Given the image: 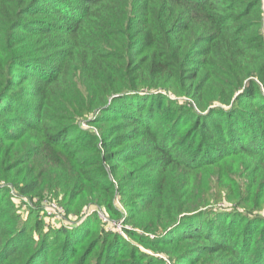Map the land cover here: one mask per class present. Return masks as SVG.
<instances>
[{
	"label": "trees",
	"instance_id": "obj_1",
	"mask_svg": "<svg viewBox=\"0 0 264 264\" xmlns=\"http://www.w3.org/2000/svg\"><path fill=\"white\" fill-rule=\"evenodd\" d=\"M232 161L242 192L192 207L209 186L185 174ZM128 184L125 236L95 212L29 225L42 187L68 219L95 198L119 218ZM263 198L264 0H0V264H264Z\"/></svg>",
	"mask_w": 264,
	"mask_h": 264
},
{
	"label": "rangeland",
	"instance_id": "obj_2",
	"mask_svg": "<svg viewBox=\"0 0 264 264\" xmlns=\"http://www.w3.org/2000/svg\"><path fill=\"white\" fill-rule=\"evenodd\" d=\"M176 97V96H175ZM85 118H88V114L85 115ZM84 118V120H85ZM86 121L83 122L82 126L86 127ZM231 166H227L225 163H221L219 164L217 167H214L212 169H206L197 173H192V174H185V177L187 178V180H189V178L191 177V181L193 183L196 184H201V185H208L209 188L203 186V187H199L198 186V190L195 192L196 195L199 194V197H201L202 200L200 203H197L196 205L192 206V207H197L199 205L202 204V202H214V206L215 207H224L227 208V204L229 203L228 200L232 199L234 196H236V194L239 192L241 193L242 191L238 190V185L240 183V181L242 182H246V178H244V176H246L245 174L241 173L240 174V168L241 166H237L236 161H232V163L230 164ZM238 167V168H237ZM238 169V170H237ZM241 182V183H242ZM42 189H44L42 192H44L43 196L40 197L39 199L35 200L36 201H40V204L44 206L43 209V216L44 219L41 218H35L36 216L34 215H30L31 218V222L29 223L30 226H33L35 224V221L39 224L43 221V224H46L45 222H49L50 224H52V221L57 220L56 224L59 223H63L65 222V225L67 226H71L73 223H79L78 221L82 220V217L84 216V209L87 206H96L99 208V210H101L102 213H104L108 220L107 221H103L101 220V224L94 219V221L91 222L90 226L92 228H95V234H98L101 232L102 229H109L111 230H115L117 233L120 234V232L118 230H116L115 228L111 227V222L115 221V222H121L122 225L125 224V226L127 228H129V230L132 229V227L129 225V223H126L124 221V214L125 212H128V199H132L134 201H139L138 198V194L134 193L136 190H132V186H130L129 184L125 187H123L121 189V191L117 194V196L114 199V207L121 212V216L119 218H113L111 217V212H109L107 210V208L105 207V205L102 202H99L95 197L94 202H90V203H85L84 205H82L79 210L77 211V213H74L72 216H70L71 218H69V216H65L66 212L65 209L63 207V205L66 203V198L64 197V192L60 189L56 190V191H51L48 190L47 187H42ZM13 191V190H11ZM256 191V189H255ZM14 192V191H13ZM262 192V189H261ZM3 194H6L3 193ZM9 194V192H8ZM54 195H58V197L56 198ZM250 195V197L248 198V200H250V202H258V199H254L255 201H251L252 197V191L249 192H244L240 197H244L247 198ZM55 198H54V197ZM53 197V199H52ZM8 198V197H7ZM33 199H36V196L32 197ZM57 199V200H56ZM7 200V199H5ZM262 201V207H264V198L261 199ZM53 203L56 205V207H61L62 209H64V216L63 217H57L56 214L52 213L50 214L52 211L49 210L48 214L46 213V209L47 207L49 208H53L55 209L53 206ZM230 204V203H229ZM218 205V206H217ZM21 205L19 204V207ZM65 206V205H64ZM2 208V212H6V218L4 220H10L11 221V225H13L14 219L15 222L18 225L21 224V220H25L27 219L26 216L28 215V209L26 206H24L22 213L20 215V213L18 214L17 209H18V204H14V202H10V201H6L4 202ZM200 208V207H198ZM195 208V209H198ZM201 209V208H200ZM262 209V208H261ZM197 211V210H194ZM55 212H58L55 210ZM79 212V213H78ZM260 212V211H259ZM261 214L264 215V210L261 212ZM12 216H14V219L12 218ZM124 221V224H123ZM48 225V224H46ZM49 226V225H48ZM50 227V226H49ZM104 229V230H105ZM38 232H40L39 228H27V233H26V239H29L30 237L36 239V234H39ZM123 235V234H122ZM126 237H128V241L129 242H133L132 240H130V235H126ZM150 238H153V235H149ZM30 240V239H29ZM51 240H55V242L57 243L56 247L53 248L52 250L50 249L49 243H48V248H49V258L51 260V262L54 261V259H56L58 257V251L57 253L55 252V250L59 247H57L63 240L64 237L60 235H57L56 237H52ZM153 251L151 249L147 250V252ZM97 251H93L91 254L86 255L85 259L87 261L90 262H94V259L96 257ZM163 259L158 258V257H154L153 263L152 264H178L177 260L174 259L173 255L170 254H165L163 255ZM205 260H202L200 263L198 264H216V263H221L223 264L220 260V257L215 256L213 254L210 255H205ZM61 260H64V258H61ZM141 264H148V259L144 258V259H140ZM89 264H93V263H89ZM180 264H184V263H180Z\"/></svg>",
	"mask_w": 264,
	"mask_h": 264
},
{
	"label": "built area",
	"instance_id": "obj_3",
	"mask_svg": "<svg viewBox=\"0 0 264 264\" xmlns=\"http://www.w3.org/2000/svg\"><path fill=\"white\" fill-rule=\"evenodd\" d=\"M52 207H54L55 209L47 207V209H46V211H47L46 213L47 214H48V211L51 210L52 212L50 214L54 213V214H56L57 217H63L64 216V213H65L64 209H62L61 207H56V205L54 203H53ZM55 210L58 211V212H55ZM92 212H95L97 214V216L101 220H103V221H107L108 220L107 216L104 213H102L101 210H99V208L96 207V206H93V205L92 206H87L84 209V211H83L84 214H89V213H92ZM110 224H111L112 228H115L121 234H123L125 236V233L123 231L124 225H122V223L120 221L119 222L112 221Z\"/></svg>",
	"mask_w": 264,
	"mask_h": 264
}]
</instances>
